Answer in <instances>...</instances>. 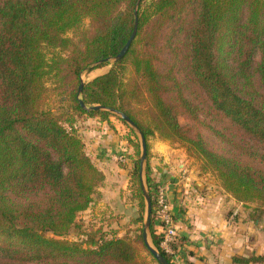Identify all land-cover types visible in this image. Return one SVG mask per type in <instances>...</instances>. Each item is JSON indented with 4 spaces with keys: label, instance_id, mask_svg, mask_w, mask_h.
<instances>
[{
    "label": "trees",
    "instance_id": "1",
    "mask_svg": "<svg viewBox=\"0 0 264 264\" xmlns=\"http://www.w3.org/2000/svg\"><path fill=\"white\" fill-rule=\"evenodd\" d=\"M138 2L0 0V264H158L144 226L135 238L100 228L98 238L65 239L105 179L77 133L84 117L123 113L144 136L151 243L170 264L155 226L151 138L185 149L238 203L256 205L255 221L264 215V0ZM136 10L125 56L80 91L82 75L108 66L130 40ZM53 98L65 112L48 107ZM130 142L133 199L144 208L141 140Z\"/></svg>",
    "mask_w": 264,
    "mask_h": 264
},
{
    "label": "rangeland",
    "instance_id": "2",
    "mask_svg": "<svg viewBox=\"0 0 264 264\" xmlns=\"http://www.w3.org/2000/svg\"><path fill=\"white\" fill-rule=\"evenodd\" d=\"M88 24L89 21H86L85 22L86 28L88 27ZM49 52L50 51H48V53ZM49 55L51 54L49 53ZM112 64L113 62L111 61L109 65L104 68L97 69L92 72L84 73L82 75L83 82L88 83L91 80L95 79L96 77L106 74L112 68ZM48 86H51V83H48ZM48 107L52 108L58 114H61V112L66 111V106L60 104L57 98H53L49 102ZM116 116L117 117H111L109 122L102 121L100 118L85 119L86 117H84L83 119L79 120V122L76 123L77 133L79 134V136H81L85 144V151L98 169L99 166L101 165L100 164L101 162H103L106 159H110L108 157L109 154L112 155L113 152H116L115 155H113L115 156L113 163H115L116 165L113 164V166L115 167L116 170L118 168L122 169V167L124 170V167L126 166L128 171L126 175L123 174L122 172H116L115 169L111 171V167H112L111 165V167L108 169V172L111 173L109 175L108 181L106 180V178L104 180L105 182H107L106 183L107 189L105 191L98 190L97 192L99 193L96 192L94 194V202L92 206L86 212L78 216L77 227L72 229L70 234L65 238L69 242H82L88 236L97 235L98 233L96 232H98V229L100 228H102V230H104L105 232L110 233V235L112 234L113 236L118 238H125L128 235L131 236V238H135L140 233L141 227L144 226L145 224L146 215H147V202L146 200H144L145 203L144 208L142 207L140 208L139 201L133 199L134 192L131 189L132 184H131V176H130L134 168L135 160H137L136 149L134 145L130 142V140H132L133 143H138L140 139L138 141V139H136L135 136H132L131 134L132 132L130 131H134V129L130 127V125L121 122L117 114ZM180 122L182 125L185 124V121L183 119H180ZM65 126L69 128V125L65 124ZM150 142H151V146H150L149 164L154 171L153 173H155V175L157 176L159 175V177H157L159 178L157 179V181L160 182L159 190L160 189L169 190V185L167 184L169 182L164 184L162 183L161 179H163L162 178L163 174L166 173V176H168L169 174L168 167L170 166L166 163V159L163 154L167 153L166 150H168L169 146L172 145L170 141H164L159 139L158 137L151 138ZM118 144L120 145V148L125 149V151L120 149V151H118L117 154V149L119 147L116 146ZM158 146L159 149H155ZM128 149L131 150V155H128L129 153ZM178 149H182V148H178ZM183 150L188 156L186 150L185 149ZM141 155H142V149L140 146L139 159L141 158ZM124 156L125 158H123ZM173 160L179 161V158L176 159V157H174ZM187 160L188 161H186L182 166H178L179 168H181V172L180 170L178 171L176 169L178 167L174 168L175 170H177L178 173L180 172L182 174L183 179H187V181H190L192 178H196L194 180L197 179L206 180V183H208V181L212 182V184L209 185V187L211 186L210 188L212 189L211 190L212 192H217V193L226 192L222 188L220 181L217 179V177L212 172L203 169L202 163L189 156ZM147 161L148 160L146 159L142 178L145 184V188L148 191V186L146 184V175H145ZM171 166L173 168V164ZM113 185H116L117 188L114 187ZM167 197H168V193H167ZM255 207L256 205H252V207H249L250 208L249 212H251L252 209H254ZM231 209H229L226 214H228L231 211ZM240 211H242V208L239 206L238 209L236 208V212L232 214L233 216L231 221L234 220L235 216L238 217ZM256 215H259V213H257ZM140 217L143 218L142 223L137 222L138 218ZM241 217L242 215L239 218ZM248 218H249V214L248 216H246V219ZM251 218L252 216L250 217V221L248 220L247 226L248 228L251 227V229L253 230L255 228L252 222H255V220ZM261 218L263 220L262 225L264 226V215L261 216ZM157 221H158V217L156 218V222ZM155 226L157 227V224H155ZM239 233H240L239 236H241V238L245 236L244 232H241V229H239ZM262 234H263L262 244H264V231L262 232ZM98 236L99 235H97L96 238H98ZM148 238L151 243L150 232L148 233ZM179 238H180V233H179ZM177 245L178 248H181L180 241H178ZM161 247H162V243H161ZM143 255L145 256V253H143ZM250 256H241V257H250ZM171 260L174 264H183L181 255L178 257L177 261L173 260L172 257Z\"/></svg>",
    "mask_w": 264,
    "mask_h": 264
},
{
    "label": "crops",
    "instance_id": "3",
    "mask_svg": "<svg viewBox=\"0 0 264 264\" xmlns=\"http://www.w3.org/2000/svg\"><path fill=\"white\" fill-rule=\"evenodd\" d=\"M116 147H119L117 149L118 154V151L122 148L119 144ZM155 149H159V146ZM122 150L125 151V149ZM128 151V155H131V150L128 149ZM166 151L167 153L163 155L166 163L170 166L168 167L169 174L168 176H166V173L163 174V179H160L164 184L169 182L167 183L169 185L168 202L175 217L180 238L183 239L180 248L183 264H233L235 256L241 257L253 254L264 256L262 218L252 222L255 229L248 228V220L250 221L252 213V211L249 212L250 208L238 203L226 192H218L221 194L212 192L211 186L209 187L212 182L208 181L206 183V180L201 179L194 180L196 178H190V181L183 179L180 173L181 168L178 166H182L188 161V156L183 149L174 148L173 146H169ZM115 153L109 154L110 159L104 160L99 166L107 181L111 174L108 169L111 165V171L115 169L113 166L115 164L113 163ZM174 157L179 158V161L173 160ZM175 167H178L176 169L180 170L179 173L174 169ZM115 171L126 175L128 170L125 166L124 170L122 167V169L118 168ZM106 183L104 181L97 191H105L107 189ZM113 186L117 188L116 185ZM239 206L242 211H240L238 217H234L235 221H231L232 214L236 212V208L238 209ZM229 209L231 211L226 214ZM248 214L249 218L246 219ZM239 215H242V219L239 218ZM239 229L245 234L242 238L239 236Z\"/></svg>",
    "mask_w": 264,
    "mask_h": 264
},
{
    "label": "water",
    "instance_id": "4",
    "mask_svg": "<svg viewBox=\"0 0 264 264\" xmlns=\"http://www.w3.org/2000/svg\"><path fill=\"white\" fill-rule=\"evenodd\" d=\"M141 0H139L138 5L140 3ZM137 5V7H138ZM137 10L135 12V17H136V21H135V28L133 31V34L130 38V40L127 42V44L125 45V47L123 48V50L120 52V54L112 59V62H117L119 60H121L125 54L127 53V51L129 50L132 42L134 41L136 34H137V29H138V20H137ZM84 82L82 80V84L80 86V91H82ZM80 100V104L83 108H86V106L84 105V103L82 102L81 99ZM93 109H100V107H94ZM115 114H117L118 116H120V118L126 122L128 125H130V127H132L136 132H138V135L140 136V140H141V149H142V155L140 158V163H141V176H143V171H144V164L146 162V158H147V143L146 140L144 138V136L138 131L136 125L134 124L133 121H131L129 119V117L123 113H118V112H114ZM142 187H143V193H144V197L145 200L147 202V215H146V221L144 224V240L145 243L150 251V253L152 254V256L155 258V260L157 261L158 264H170V262L165 258V256L159 252L158 250H156L153 246L152 243H150L149 238H148V233L150 232V226H151V214H152V203H151V197L148 193V191L145 188V184L143 182V178H142ZM200 188V187H198Z\"/></svg>",
    "mask_w": 264,
    "mask_h": 264
},
{
    "label": "built area",
    "instance_id": "5",
    "mask_svg": "<svg viewBox=\"0 0 264 264\" xmlns=\"http://www.w3.org/2000/svg\"><path fill=\"white\" fill-rule=\"evenodd\" d=\"M169 190L160 189L157 194V230L163 234L162 249L170 255L173 260H178L180 248H178L179 231L176 226L175 217L168 202Z\"/></svg>",
    "mask_w": 264,
    "mask_h": 264
}]
</instances>
